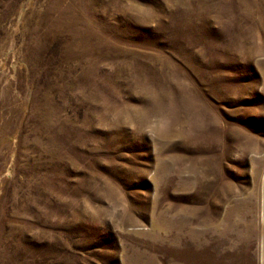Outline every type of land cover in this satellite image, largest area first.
<instances>
[{
  "label": "rangeland",
  "instance_id": "obj_1",
  "mask_svg": "<svg viewBox=\"0 0 264 264\" xmlns=\"http://www.w3.org/2000/svg\"><path fill=\"white\" fill-rule=\"evenodd\" d=\"M0 264H264V0H0Z\"/></svg>",
  "mask_w": 264,
  "mask_h": 264
}]
</instances>
